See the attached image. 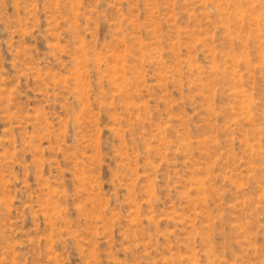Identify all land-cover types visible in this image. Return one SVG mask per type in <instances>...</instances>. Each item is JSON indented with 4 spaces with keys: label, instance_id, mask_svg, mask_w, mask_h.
Here are the masks:
<instances>
[{
    "label": "rangeland",
    "instance_id": "374dc122",
    "mask_svg": "<svg viewBox=\"0 0 264 264\" xmlns=\"http://www.w3.org/2000/svg\"><path fill=\"white\" fill-rule=\"evenodd\" d=\"M0 264H264V0H0Z\"/></svg>",
    "mask_w": 264,
    "mask_h": 264
}]
</instances>
